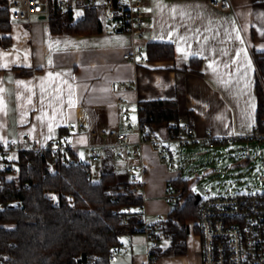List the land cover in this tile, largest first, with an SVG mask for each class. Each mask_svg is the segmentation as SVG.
<instances>
[{"label": "crops", "instance_id": "1", "mask_svg": "<svg viewBox=\"0 0 264 264\" xmlns=\"http://www.w3.org/2000/svg\"><path fill=\"white\" fill-rule=\"evenodd\" d=\"M232 4L234 12H223L208 0H146L147 26L140 40L114 31L106 13L100 16L104 28L99 34L56 36L45 18L11 24L0 35L1 139L19 142L29 136L44 142L72 123L78 127L74 154L96 171L86 147L103 142L102 129L126 132L132 144L121 151L136 156L120 159L117 176L129 182L132 164H143L144 205L138 210L150 223L166 221L173 208L168 185L184 179L183 167H170L151 144H143L137 125L141 116L133 113L129 128L125 110H138L147 101H177L179 120L192 123L200 139L192 146L206 144L208 133L215 144L253 140L249 136L258 128L255 55L264 52V0ZM159 42L174 45V60L146 58V46ZM138 46L146 58L142 65L124 59ZM192 59L201 61L200 71ZM152 126L162 138L173 134L167 121ZM128 251L123 245L112 264L149 262L148 249ZM175 261L200 264L199 239H189L188 254Z\"/></svg>", "mask_w": 264, "mask_h": 264}, {"label": "trees", "instance_id": "2", "mask_svg": "<svg viewBox=\"0 0 264 264\" xmlns=\"http://www.w3.org/2000/svg\"><path fill=\"white\" fill-rule=\"evenodd\" d=\"M86 13L85 19L77 20L72 11L53 5L52 33L56 36L101 33L104 26L99 12L87 6ZM10 26L6 8L1 7L0 35L9 32ZM145 53L153 61L175 58L174 45L169 43H149ZM255 60L259 68L258 130L263 134L264 52L256 54ZM191 64L200 71V60L192 59ZM139 111L146 125L167 121L172 124L171 131L177 133L180 115L177 101H147L141 103ZM19 159L20 176L0 191V201L7 206L0 211V257L4 264H112V254L122 244L120 238L127 233L138 234L143 223L139 217H130L123 225L120 221L123 206L137 210L144 205V197L132 191L131 183L110 171L100 180L92 181L88 178L91 171L88 164L68 166L61 160L51 172L54 157L50 153H26ZM27 183L30 188L24 187ZM190 183L191 180L182 178L174 182L184 189L183 202L174 206L162 223L164 238L170 239L171 244L166 250L153 246L149 252L152 262L188 254L191 235L188 226L200 212L197 194L189 190Z\"/></svg>", "mask_w": 264, "mask_h": 264}, {"label": "built area", "instance_id": "3", "mask_svg": "<svg viewBox=\"0 0 264 264\" xmlns=\"http://www.w3.org/2000/svg\"><path fill=\"white\" fill-rule=\"evenodd\" d=\"M0 8H6L10 18V24L21 23L31 24L38 19L50 20L52 6L60 7L65 11L73 12L77 20L86 18V7H92L100 16L106 13L110 17L108 23L114 31L131 34L134 39L140 40L147 26V19L144 15V4L146 0H4ZM211 7L223 12H234L232 0H208ZM124 59L136 65L145 63L143 50L140 46L124 55ZM139 113V109L128 108L125 110V124L133 127L131 116ZM138 129L143 144H151L160 155L167 160L170 167L178 169L181 163L180 149L197 143L200 139L196 136L195 127L192 123L179 120L177 133L172 134L169 139L162 138L155 126L146 125L139 118ZM62 134L49 138L44 142L33 141L25 136L22 141L9 139L3 141L0 137V191L4 186L20 176L19 157L21 154L37 153L52 154L50 171L54 172L58 161L66 165L86 164L76 157L74 152L77 149L73 141L78 127L72 123L64 126ZM101 136L104 138L100 144H89L86 148L88 154L95 163V170L90 167L88 178L98 181L110 171L118 175L120 159L126 157L133 159L135 152L122 153L121 149L132 144L130 135L126 132L107 131L102 129ZM253 140L263 141L264 133L258 128L249 136ZM215 144V139L210 133L206 139ZM175 146L176 148H174ZM110 169V170H109ZM146 168L143 164L135 161L128 170L129 183L134 193H141L144 187ZM258 181L264 185V175L257 176ZM30 188V183L25 184ZM183 187H176L170 182L167 190V199L171 206L180 205L183 202ZM69 199L74 202L72 195ZM21 206V204H19ZM7 206L0 201V211ZM200 212L197 220L192 224L191 234L193 238L199 239L200 264H264V192H252L251 194H212L200 201ZM138 210V209H137ZM136 209L123 206L120 212V221L123 225L130 217H139L143 223L138 228V233L145 235L148 239L149 252L153 246L162 247L164 239L163 222L150 223L146 214ZM196 231L194 233V230ZM151 243V244H150ZM123 249L121 244L112 254V259L118 257ZM0 264L4 260L0 257ZM144 264H155L149 259Z\"/></svg>", "mask_w": 264, "mask_h": 264}, {"label": "rangeland", "instance_id": "4", "mask_svg": "<svg viewBox=\"0 0 264 264\" xmlns=\"http://www.w3.org/2000/svg\"><path fill=\"white\" fill-rule=\"evenodd\" d=\"M261 81L264 85L263 80ZM189 147L182 148L181 166L184 171V179L195 181L192 187L194 194L207 198L212 194L222 196L231 193L264 192V185L257 178L259 174L264 175V140L249 139L229 141L224 144L207 142ZM189 238L191 242L195 240L192 234ZM147 240L146 236L142 234L132 237L123 235L120 238L121 243L130 252L132 247L135 252L138 250L140 252L146 251L148 249ZM170 244V239H165L162 245L163 250H166ZM182 256H172V258H182ZM172 258L168 256L159 261L158 264L180 263H176V261L171 263Z\"/></svg>", "mask_w": 264, "mask_h": 264}, {"label": "water", "instance_id": "5", "mask_svg": "<svg viewBox=\"0 0 264 264\" xmlns=\"http://www.w3.org/2000/svg\"><path fill=\"white\" fill-rule=\"evenodd\" d=\"M194 183H195V181H194V182L191 181V183H190V185H189V190H190V192H193L192 187H193V184H194ZM201 199H202V196H201V195H197V201H196V204H199L200 201H201ZM188 234H191V227H190V226H188Z\"/></svg>", "mask_w": 264, "mask_h": 264}]
</instances>
